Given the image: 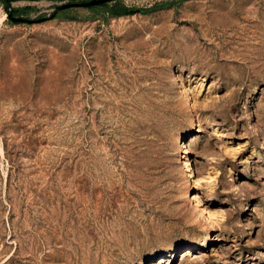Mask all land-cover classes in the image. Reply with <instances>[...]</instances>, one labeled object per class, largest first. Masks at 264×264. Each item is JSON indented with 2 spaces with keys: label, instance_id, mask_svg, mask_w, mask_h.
<instances>
[{
  "label": "rangeland",
  "instance_id": "1",
  "mask_svg": "<svg viewBox=\"0 0 264 264\" xmlns=\"http://www.w3.org/2000/svg\"><path fill=\"white\" fill-rule=\"evenodd\" d=\"M89 1L0 0V264H264V0Z\"/></svg>",
  "mask_w": 264,
  "mask_h": 264
},
{
  "label": "trees",
  "instance_id": "2",
  "mask_svg": "<svg viewBox=\"0 0 264 264\" xmlns=\"http://www.w3.org/2000/svg\"><path fill=\"white\" fill-rule=\"evenodd\" d=\"M111 2V1H109ZM109 2H104L100 4H95V5H90V8H101L102 13L107 15V16H115L121 14L122 11L125 10L124 7L120 6L118 0L112 1V4L109 5ZM7 5V3H5Z\"/></svg>",
  "mask_w": 264,
  "mask_h": 264
},
{
  "label": "water",
  "instance_id": "3",
  "mask_svg": "<svg viewBox=\"0 0 264 264\" xmlns=\"http://www.w3.org/2000/svg\"><path fill=\"white\" fill-rule=\"evenodd\" d=\"M109 1H114V0H90L89 2L80 3V4H72V5L90 6V5L100 4V3L109 2ZM63 7H65V5L60 6L59 8H63Z\"/></svg>",
  "mask_w": 264,
  "mask_h": 264
}]
</instances>
